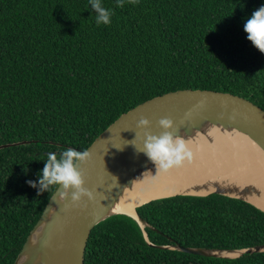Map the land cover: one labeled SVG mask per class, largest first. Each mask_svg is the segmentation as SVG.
Listing matches in <instances>:
<instances>
[{
	"label": "trees",
	"instance_id": "1",
	"mask_svg": "<svg viewBox=\"0 0 264 264\" xmlns=\"http://www.w3.org/2000/svg\"><path fill=\"white\" fill-rule=\"evenodd\" d=\"M0 0V264H15L56 187L38 193L48 153L87 151L119 118L181 90L233 94L264 110V54L244 23L264 0ZM27 142V144H23ZM144 231L114 215L90 235L84 264H264L158 246H264V211L242 199L175 196L137 208Z\"/></svg>",
	"mask_w": 264,
	"mask_h": 264
},
{
	"label": "water",
	"instance_id": "2",
	"mask_svg": "<svg viewBox=\"0 0 264 264\" xmlns=\"http://www.w3.org/2000/svg\"><path fill=\"white\" fill-rule=\"evenodd\" d=\"M141 118L149 121L147 129L137 128ZM162 118H169L174 122V127L170 130L172 132L198 128L203 124L232 130L237 135L246 136L264 153V110L244 98L208 90H181L153 98L123 114L87 150L90 159L78 165L79 170L84 174V187L93 191L95 199L89 202L84 198L79 206L74 207L70 200L60 204L56 199L58 191L54 193L15 264H34L37 254L43 255L39 264H84L91 232L114 215H125L134 219L144 231L148 241L145 228L149 225L140 217L137 208L154 200L175 196L220 194L256 205L246 198L216 191L207 195L176 194L152 199L135 207L136 216L116 212L115 202L118 196L140 168L139 166L147 159L144 153L136 150L143 146V133L149 131L153 135H159L163 129L159 127L158 121ZM10 146V144L0 146V150ZM149 244L154 246L150 242ZM158 248L224 259H236L244 254L264 252V246L243 250H206L185 248L181 245L158 246ZM216 252L240 254L228 258L218 256Z\"/></svg>",
	"mask_w": 264,
	"mask_h": 264
},
{
	"label": "bare ground",
	"instance_id": "3",
	"mask_svg": "<svg viewBox=\"0 0 264 264\" xmlns=\"http://www.w3.org/2000/svg\"><path fill=\"white\" fill-rule=\"evenodd\" d=\"M173 133L185 138L191 159L160 172L147 158L118 196L116 212L136 216L135 207L152 199L216 191L246 198L264 209V153L258 146L242 134L204 124ZM216 254L233 258L240 253ZM40 257L37 254L34 264Z\"/></svg>",
	"mask_w": 264,
	"mask_h": 264
},
{
	"label": "clouds",
	"instance_id": "4",
	"mask_svg": "<svg viewBox=\"0 0 264 264\" xmlns=\"http://www.w3.org/2000/svg\"><path fill=\"white\" fill-rule=\"evenodd\" d=\"M128 2L134 4L137 0H128ZM124 3L125 0H117L118 7H123ZM90 5L96 13L98 25L111 23L113 12L106 9L101 0H90ZM243 30L247 34V40L261 54H264V6L251 14L244 23ZM158 125L163 129L159 135L145 131L143 146L141 148L134 146L137 152L144 153L155 164L157 171L167 172L173 167L181 166L186 159L190 160L192 154L186 146L185 138L170 131L174 127V122L171 119L162 118L158 121ZM148 127L149 121L145 118H141L137 123L139 129ZM89 159L88 151H77L73 148L62 151L59 157L55 153H48L47 159L44 160V167L38 174V181H28V183L31 187H38V193L48 191L50 186H58L55 194L58 191L56 199L60 204L70 200L71 204L76 207L81 204L84 198L91 202L95 199L93 191L84 187V174L78 168V165L86 163Z\"/></svg>",
	"mask_w": 264,
	"mask_h": 264
},
{
	"label": "rangeland",
	"instance_id": "5",
	"mask_svg": "<svg viewBox=\"0 0 264 264\" xmlns=\"http://www.w3.org/2000/svg\"><path fill=\"white\" fill-rule=\"evenodd\" d=\"M256 206V205H255ZM259 208V207H258ZM262 210V209H261Z\"/></svg>",
	"mask_w": 264,
	"mask_h": 264
}]
</instances>
